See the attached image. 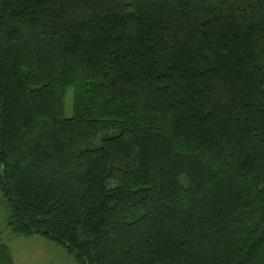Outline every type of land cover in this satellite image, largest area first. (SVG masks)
Instances as JSON below:
<instances>
[{
    "label": "trees",
    "instance_id": "trees-1",
    "mask_svg": "<svg viewBox=\"0 0 264 264\" xmlns=\"http://www.w3.org/2000/svg\"><path fill=\"white\" fill-rule=\"evenodd\" d=\"M0 192L78 264H264V0H0Z\"/></svg>",
    "mask_w": 264,
    "mask_h": 264
},
{
    "label": "rangeland",
    "instance_id": "rangeland-1",
    "mask_svg": "<svg viewBox=\"0 0 264 264\" xmlns=\"http://www.w3.org/2000/svg\"><path fill=\"white\" fill-rule=\"evenodd\" d=\"M72 115L70 91L65 97V117ZM9 207L0 192V242L6 244L14 264H78L66 248L51 240L34 235L23 237L14 234L6 224Z\"/></svg>",
    "mask_w": 264,
    "mask_h": 264
},
{
    "label": "crops",
    "instance_id": "crops-1",
    "mask_svg": "<svg viewBox=\"0 0 264 264\" xmlns=\"http://www.w3.org/2000/svg\"><path fill=\"white\" fill-rule=\"evenodd\" d=\"M10 251V250H9ZM10 254H11V252H10ZM13 259V258H12ZM14 262V261H13Z\"/></svg>",
    "mask_w": 264,
    "mask_h": 264
}]
</instances>
